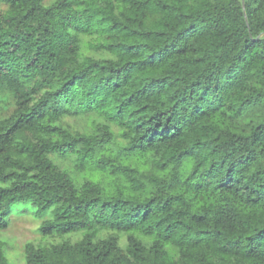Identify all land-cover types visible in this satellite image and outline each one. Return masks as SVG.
Listing matches in <instances>:
<instances>
[{
  "label": "trees",
  "instance_id": "16d2710c",
  "mask_svg": "<svg viewBox=\"0 0 264 264\" xmlns=\"http://www.w3.org/2000/svg\"><path fill=\"white\" fill-rule=\"evenodd\" d=\"M18 202L81 232L25 264H264V0H0V230Z\"/></svg>",
  "mask_w": 264,
  "mask_h": 264
},
{
  "label": "rangeland",
  "instance_id": "374dc122",
  "mask_svg": "<svg viewBox=\"0 0 264 264\" xmlns=\"http://www.w3.org/2000/svg\"><path fill=\"white\" fill-rule=\"evenodd\" d=\"M75 129L83 130L88 126L85 117H71L65 120ZM50 212L38 213L26 202L15 203L6 217L7 227L0 230V241L8 264H25L24 246L26 243L41 245L57 243L62 239L76 241L81 232L60 236H42L38 231L43 220L49 218ZM124 242V238L122 239Z\"/></svg>",
  "mask_w": 264,
  "mask_h": 264
},
{
  "label": "water",
  "instance_id": "95a60500",
  "mask_svg": "<svg viewBox=\"0 0 264 264\" xmlns=\"http://www.w3.org/2000/svg\"><path fill=\"white\" fill-rule=\"evenodd\" d=\"M243 6H244V4H243Z\"/></svg>",
  "mask_w": 264,
  "mask_h": 264
}]
</instances>
